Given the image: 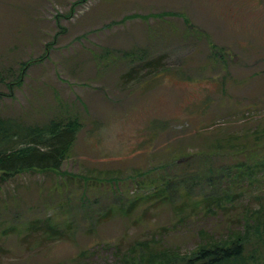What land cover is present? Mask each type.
<instances>
[{
	"label": "rangeland",
	"instance_id": "374dc122",
	"mask_svg": "<svg viewBox=\"0 0 264 264\" xmlns=\"http://www.w3.org/2000/svg\"><path fill=\"white\" fill-rule=\"evenodd\" d=\"M78 1L0 0V115L84 124L60 170L0 183V264H116L137 240L191 257L264 216L263 169L221 196L199 155L264 127V0ZM241 152L218 165L248 170Z\"/></svg>",
	"mask_w": 264,
	"mask_h": 264
},
{
	"label": "trees",
	"instance_id": "16d2710c",
	"mask_svg": "<svg viewBox=\"0 0 264 264\" xmlns=\"http://www.w3.org/2000/svg\"><path fill=\"white\" fill-rule=\"evenodd\" d=\"M76 4L77 2L74 3V5ZM73 12L74 6L71 7L68 14H65V17H69V14ZM182 18L190 26V31H193L194 27L191 25L189 18L185 15H182ZM125 54L129 53L126 52ZM140 55L138 50L132 51L134 58H141ZM210 56L215 58L217 56L216 51ZM151 63L153 61L146 62L144 65L149 68ZM157 66L158 64H156V68ZM165 69L163 66L156 69L155 72L158 75ZM133 71L135 70H131L129 74H133ZM20 80L21 78L19 77L18 81ZM131 80L132 78L127 79V81ZM10 85L12 87L13 82ZM83 126L84 124L81 123V118L78 114L69 117H56L51 119L50 124L36 127L24 126L15 118L2 117L0 115V183L31 170L40 172L60 170L64 161L70 156ZM236 139L238 138L231 136L211 138L209 141L204 142V148L199 154L203 166L208 172L204 175L208 177L209 181L214 182L221 196L230 193L226 190L229 185L227 184V179L230 180L229 178L231 177L240 179L244 176L254 179L256 169L264 170V158L260 156L264 152V127L259 131L254 130L252 142L249 144L247 142L244 145L235 144ZM235 147L238 150H243L241 153L249 161H252V163L247 161L246 164L237 163V166H246L248 170L236 172L234 171L233 163L218 165L219 162H223L226 157H230L233 154ZM178 160L179 158L177 162ZM186 194L189 196L188 192ZM217 196L213 193L207 194L205 197L212 199L207 200L205 206L211 208L212 204L217 202L215 199ZM199 204L200 201H196V206H199ZM254 212L257 214L256 216H250L245 219L246 226L243 231L227 235L225 242L212 241L211 244L204 245L191 257H185L174 250L155 252L151 249L149 241L137 240L131 245L121 262L116 264H231L229 262H233L232 264H250V262L254 264L256 262L253 260L255 256L259 259L258 261L262 260V257L257 252L260 249L258 247L259 243L254 245V242H258L256 236L264 235V216L259 210ZM47 228V232L51 237L53 235L57 237L62 235V232L59 233L54 224H48ZM209 238L213 239L211 236ZM253 239H256V241H253ZM245 241L250 242L252 245L251 250L246 253L245 251H240ZM235 247L237 249H234ZM247 253L249 254L248 256L246 255ZM201 259H204V261L200 263L199 260Z\"/></svg>",
	"mask_w": 264,
	"mask_h": 264
}]
</instances>
